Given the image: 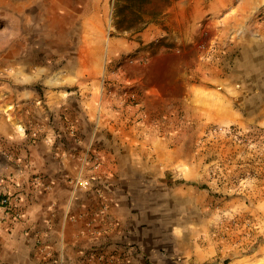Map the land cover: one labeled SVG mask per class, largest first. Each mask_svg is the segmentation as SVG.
I'll return each mask as SVG.
<instances>
[{
	"label": "rangeland",
	"instance_id": "374dc122",
	"mask_svg": "<svg viewBox=\"0 0 264 264\" xmlns=\"http://www.w3.org/2000/svg\"><path fill=\"white\" fill-rule=\"evenodd\" d=\"M115 4L0 0V100L25 93L48 108L54 95L103 93L113 120L132 129L126 146L105 138L137 194L125 220L136 264H264V0H176L150 23L183 8L197 58L148 85L157 90L148 116L117 66L94 70L91 88L76 74L113 38H138L117 32ZM161 47L181 46L158 40L148 57Z\"/></svg>",
	"mask_w": 264,
	"mask_h": 264
},
{
	"label": "crops",
	"instance_id": "0c3cea01",
	"mask_svg": "<svg viewBox=\"0 0 264 264\" xmlns=\"http://www.w3.org/2000/svg\"><path fill=\"white\" fill-rule=\"evenodd\" d=\"M187 15L183 8H172L138 38H113L110 46L97 50L93 66L79 65L78 79L87 87L99 86L101 80L91 77L95 73L103 77L117 66L138 87L139 104L148 116L157 92L148 85L160 82L164 68L186 64L192 53L197 58V29L186 27ZM158 40L175 42L181 46L179 52L161 47L149 58L151 45ZM130 53L139 61L130 64ZM81 95L82 91L54 95L47 100L48 108L42 103L31 106V94L5 93L0 100V264L137 262L136 253L126 246L125 223L137 194L123 176L117 148L105 138L113 135L115 143L120 139L126 146L125 136L132 129L113 120L103 93ZM92 151L103 156L98 168L90 160ZM36 178L40 184H35ZM6 194L19 199L13 214L1 221Z\"/></svg>",
	"mask_w": 264,
	"mask_h": 264
},
{
	"label": "trees",
	"instance_id": "16d2710c",
	"mask_svg": "<svg viewBox=\"0 0 264 264\" xmlns=\"http://www.w3.org/2000/svg\"><path fill=\"white\" fill-rule=\"evenodd\" d=\"M176 0H116L115 26L119 34H136L157 21Z\"/></svg>",
	"mask_w": 264,
	"mask_h": 264
},
{
	"label": "built area",
	"instance_id": "2783aa9c",
	"mask_svg": "<svg viewBox=\"0 0 264 264\" xmlns=\"http://www.w3.org/2000/svg\"><path fill=\"white\" fill-rule=\"evenodd\" d=\"M91 161H94V166L95 168H98L101 165V159L99 156H95V157H90ZM35 184H40L41 181L39 180V178H36L34 180ZM19 197L16 195H10V194H6L2 200H1V206L3 208V216L1 221H6L8 219L9 216H11L13 214V204L14 201H18ZM19 214H14L13 217H18Z\"/></svg>",
	"mask_w": 264,
	"mask_h": 264
}]
</instances>
